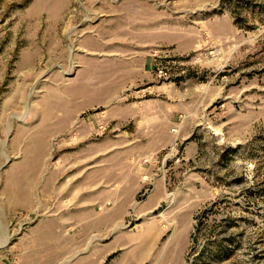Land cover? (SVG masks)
<instances>
[{"label": "rangeland", "instance_id": "1", "mask_svg": "<svg viewBox=\"0 0 264 264\" xmlns=\"http://www.w3.org/2000/svg\"><path fill=\"white\" fill-rule=\"evenodd\" d=\"M0 264H264V0H0Z\"/></svg>", "mask_w": 264, "mask_h": 264}]
</instances>
